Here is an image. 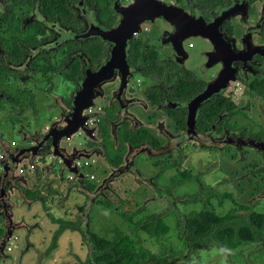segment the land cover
Instances as JSON below:
<instances>
[{
	"label": "flooded vegetation",
	"instance_id": "obj_1",
	"mask_svg": "<svg viewBox=\"0 0 264 264\" xmlns=\"http://www.w3.org/2000/svg\"><path fill=\"white\" fill-rule=\"evenodd\" d=\"M191 39L196 44L188 42ZM50 44L52 48L44 47ZM115 46L119 48L106 79L98 91L91 90L96 96L90 99L87 90L77 100L78 107L90 105L74 120L84 116L91 133L77 131L66 141L59 140L60 128L55 130L53 122L60 120V104L68 107L79 83L85 78L93 81L95 71L111 61ZM40 47L43 49L36 51ZM0 74L4 78L0 84V143L8 153L9 149L31 147L36 137L42 152L31 161L23 160L5 176H1L0 163V227L5 233L2 217L9 201L14 206L19 202L25 211L38 204L47 217L46 207L59 206L72 194L81 196L82 203L94 201L93 206H104L107 199L97 201L108 185H101L103 175L116 169L107 162L109 153L119 154L120 164H124L132 149L154 151L174 143L188 127L189 109L184 104L207 88L215 91L198 106L196 134L207 135V141L264 143V129L248 119L255 112L258 118L264 116V100L247 86L264 90V0H0ZM45 77L59 78L70 90H52L38 107L36 92L29 84ZM23 90L31 92L32 106L20 107L16 98ZM236 95H242L241 100ZM243 100L246 106L241 105ZM52 112L53 117L43 118ZM51 127L52 133L46 136ZM11 133L18 139H10ZM136 134L138 143L127 144ZM76 136H82L85 144L76 145ZM187 144L207 152L230 149L244 157L255 153L259 166L242 178L248 184L243 192L252 196L257 187L258 194L264 190L254 178H264V154L250 145L215 148L195 139L181 141L159 155L144 151L135 156L126 174L151 192L159 190L178 172H189L180 168ZM7 153L0 152V160L11 165ZM140 156L157 170L153 177L139 174L135 162ZM159 161L168 167L155 166ZM93 169L99 171L98 176ZM159 171L158 178L168 173L167 182L160 187L158 178L154 180ZM189 174L202 182L204 173ZM187 183L195 185L194 193L197 182ZM228 183L226 179L218 185ZM183 185L173 187L170 195L157 197L171 201L172 193ZM192 193L174 195L171 205L181 206V199ZM76 225L82 227L81 222Z\"/></svg>",
	"mask_w": 264,
	"mask_h": 264
},
{
	"label": "rangeland",
	"instance_id": "obj_2",
	"mask_svg": "<svg viewBox=\"0 0 264 264\" xmlns=\"http://www.w3.org/2000/svg\"><path fill=\"white\" fill-rule=\"evenodd\" d=\"M188 42L196 44V41L193 39ZM194 51L195 50L192 52ZM31 82L32 84L30 83L29 86L36 92L38 107L44 102V95L48 96L52 90L58 92H67L70 90L68 84L63 83L56 77L34 79L31 80ZM43 88L45 90H42ZM241 97L242 95H238L237 101L241 100ZM256 102L259 103L258 101ZM241 105L246 106V102L243 100ZM256 114V112L253 113V116L248 118L249 121L252 122V124H256V127L264 129V116L258 118ZM49 115L50 116L45 114L43 118L47 119L48 117H53L54 113L52 112ZM46 122L47 121H44L42 124L44 125ZM9 138L17 140L18 135L11 133L9 134ZM83 140L82 136H76L74 143L76 145L85 144ZM242 147L244 146L237 148ZM229 150L230 149H226V151L221 153L214 151L207 152L198 149L197 146L193 144H187L182 149L181 154L183 156V163L180 168L190 173H204L202 182L205 187L215 188L218 184L223 182V180L229 179L230 184L228 183L224 187L218 185L219 189L218 187L215 189L227 194L231 199L223 200L221 206H216V201L212 200L213 212L218 216H222L228 211L236 209L238 205L243 204L248 208L247 213L250 220L253 221L257 227H260L264 224V190L259 194H254L255 196H249L250 192H243L248 184L242 179L246 176L249 169L259 166L257 164H259L260 159L253 152L247 153V157H244V153H241V155L233 154L232 152L230 153ZM239 155L244 158H239ZM172 158H176V155H173ZM135 165L139 174L145 178L153 177L155 172H157L156 169L145 163L141 156L136 160ZM92 173L98 176L99 171L93 169ZM107 175H103L104 180L108 178L109 175ZM167 178L168 173H164L158 178L157 185L159 187L163 186L167 182ZM232 178H234V180H231ZM254 178L257 182L264 185V178L261 180L259 176ZM103 181L101 185H108L106 190H100L102 191V195L99 196L100 199L97 198L98 200H96L103 202L105 199H109L112 201L113 207L110 213L104 206L98 204L93 206L94 201L91 203H82L81 196L72 194L68 197L67 201H64L66 199H62L64 202L62 201L59 206L49 205L46 207L48 215L52 218H59L74 224L81 222L82 227L86 226L94 234L110 239L112 236L110 231L113 227L126 230L125 225L121 223V219L114 209L119 206L118 199H128V202H137L143 205V214L154 213L160 216L155 232V238L159 237V239H157L159 243L167 244L174 251L185 252L184 243L176 227V214L178 213L180 215L189 212H197L199 210V205L180 206L178 203L174 206L171 205V201L175 199V196L192 193L195 190L194 184L187 183L176 189L174 193H172L173 196L171 195L172 200L170 201V199L158 198L154 192L148 190V187L143 184H135L133 178L126 173L117 178L108 180L107 183ZM231 190H234V192H231ZM9 203L12 204L11 208H13V211H11V224H22L24 227L14 230L11 237H15V244L12 246L9 253H7L8 251H6L5 246L3 252L4 257L0 258V264H83L82 262H84L86 257V249L81 244V238L76 232L65 231L56 239V248L49 251V255H46L45 250L49 248L51 235L57 229V226H52L48 218L49 216L47 217V215L44 214V208L38 204L32 206L29 211H25L24 206L19 204V202H15V206L12 202L9 201ZM126 207L127 206L121 208L119 206L118 208L124 211ZM85 215L89 216V218H86ZM21 217L24 220L20 219ZM4 227L6 228L5 225ZM155 238L147 239L144 235H141L142 245L153 253L158 250ZM231 258L232 262L230 263L224 252L208 248L199 250L190 257V260L194 264H264V251L256 245H244L234 250L231 254Z\"/></svg>",
	"mask_w": 264,
	"mask_h": 264
},
{
	"label": "trees",
	"instance_id": "obj_3",
	"mask_svg": "<svg viewBox=\"0 0 264 264\" xmlns=\"http://www.w3.org/2000/svg\"><path fill=\"white\" fill-rule=\"evenodd\" d=\"M3 80L4 78L0 74V84H2ZM247 86L251 92L264 100V90H259L260 87H255L251 84H247ZM16 99L20 103V107L33 105L31 92L23 90ZM138 137L137 134L129 137L130 140L127 141V144H137ZM107 162L116 168L122 165L120 164V155L115 152L109 153ZM155 166L163 170L168 167L161 161L157 162ZM160 174L161 171L157 173L154 180ZM192 180L197 182V190L186 196V198H182L181 204H198L200 208L197 212L176 214V227L184 243L185 252L174 251L167 244L159 243L157 240L159 237L155 238L160 216L154 213L143 214V205L137 202H128V199H118V205L121 208L127 206L124 211L119 209V206L114 209L119 215L121 223L125 225L126 230L113 227L110 231L112 236L107 239L94 234L86 226L80 227L62 219L55 220L49 217L50 223L56 224L57 229L52 233L49 248L45 250V253L47 254L56 248V239L65 231L76 232L81 238V244L86 249V257L84 262H82L83 264H194L191 262L190 257L199 250L208 248L224 252L231 263L232 252L244 245H256L264 251V224L257 227L250 220L247 213L248 208L243 204L238 205L236 209L230 210L222 216L216 215L213 212L211 201H216V206H221L227 195L218 193L213 188L205 187L199 177L195 180L189 172H178L169 178L167 185L159 190L154 188L153 192L158 197L170 195L173 187L181 186ZM256 192H258V187L256 191H252L254 194ZM103 204L110 213L113 202L107 199ZM4 234L0 227V238ZM141 235H144L147 239H156L157 252L153 253L142 245Z\"/></svg>",
	"mask_w": 264,
	"mask_h": 264
},
{
	"label": "water",
	"instance_id": "obj_4",
	"mask_svg": "<svg viewBox=\"0 0 264 264\" xmlns=\"http://www.w3.org/2000/svg\"><path fill=\"white\" fill-rule=\"evenodd\" d=\"M44 47L52 48L53 45L50 44L49 46H44ZM118 48H119V46H115V48L113 49V55H112V58H111V61L109 62V64L100 66L95 71V73L91 76L93 78L92 82H89L90 78H85L83 81H81L79 83L78 90H77V92H74L73 100L71 101V103L69 104L68 107L61 106V104L59 102L60 109H61L60 120L57 122L56 121L53 122V124H54L53 127L55 130H57V128H60L59 134L61 136L58 138L59 140L61 139L62 141H66L68 139V137H70L72 134L76 133L77 131H82V133L84 132L86 135L87 134L89 135L91 133L90 132L91 130L90 131L88 130V127L86 125V119L84 116H81L80 119H78V121H76V122L74 120L75 119L74 116H76V117H77V115L79 116L82 113V111L87 109L88 106L90 105L89 103H87L86 106H84V107H80V106L78 107L77 106V100H78L79 96L85 95L87 90H88L87 97L90 96V99L91 98L93 99L96 96V95H92L91 90H96V91L99 90L100 84L104 81V79H106V72H107L108 67L109 66L111 67V64L115 61L114 51H117ZM42 49L43 48L40 47V48H37L36 51H40ZM210 88H212V87H210ZM210 88L205 89L202 93H200L198 95V97L196 99L192 100L188 104H184V106H187L189 109V118H188V123H187L188 127H187L185 133H183L174 143H172V144L170 143L165 148L154 150V151H147L144 149V147L132 149V150L128 151V156H129L128 162H125L124 164L120 165L116 169L110 170V174H109L108 178H106L103 182L107 183L108 180L117 178L120 175L125 174L128 171L129 167L131 166V163H132L131 159H134L135 156L139 155L140 153H142L144 151L148 155H159L161 153H164L168 149L173 148L174 145L180 143L181 141H189L191 139H195L200 145L209 146V147H216V148H221L225 145H235L237 147L250 145L256 149H259L264 154V143H261L259 141H250V140H245V139L243 141H241L240 139H238L235 142L234 141L215 142V141H207V140H209V139H207V135L196 134L195 128H194V123H195V118L197 117V109H198V106L202 102L207 101L209 99L211 92L215 91V90H211ZM56 105H58V104H56ZM53 127H51V129L48 131V135H46V136H49V134L52 133L51 130L53 129ZM65 129H68V132L66 134L64 132ZM42 135L43 134H40L39 137ZM36 139H38V138L35 137L33 139L35 141V144L32 145L31 147L9 149L8 153L5 151V149H6L5 144L0 143V152L2 154L7 153L9 156L11 155V158H12L11 165H8V162L5 163L4 160H0L1 161L0 163L3 164L1 176H5V174H11V172L15 171L16 167L23 160L27 159L28 161H31L35 156L42 155V152L39 150L41 143L39 141H37ZM56 142H57V140L54 143L55 148H57ZM52 145H53V143H52ZM46 153H48V152H46ZM104 186L105 185L103 184V187ZM11 207H12V204H10V203H8L6 205V211L4 213V216L2 217L3 223L6 226V230H5L4 236H2L0 238V258L4 257V253H3L4 248L6 246V243L11 238L14 230L19 229L21 227H24L22 224H16V225L11 224V214H12L11 213Z\"/></svg>",
	"mask_w": 264,
	"mask_h": 264
},
{
	"label": "built area",
	"instance_id": "obj_5",
	"mask_svg": "<svg viewBox=\"0 0 264 264\" xmlns=\"http://www.w3.org/2000/svg\"><path fill=\"white\" fill-rule=\"evenodd\" d=\"M234 86H235L236 88H238V83H235ZM15 241H16L15 237H11V238L9 239V241L7 242L6 248H5L6 251L10 252L12 246H14V244H15Z\"/></svg>",
	"mask_w": 264,
	"mask_h": 264
}]
</instances>
